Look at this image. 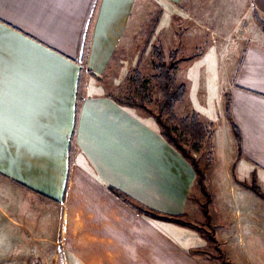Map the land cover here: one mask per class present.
<instances>
[{
	"label": "crops",
	"instance_id": "1",
	"mask_svg": "<svg viewBox=\"0 0 264 264\" xmlns=\"http://www.w3.org/2000/svg\"><path fill=\"white\" fill-rule=\"evenodd\" d=\"M138 1L0 0L11 92L0 126V217L4 232L22 229L21 257L31 240L39 243L30 255L39 264H209L185 242L179 222L188 213L192 168L153 115L104 91ZM161 1L184 8L185 0ZM241 1L254 19L264 16V0ZM241 52L228 88L241 157L223 113L225 135L235 152L231 167L257 170L264 191V40L248 41Z\"/></svg>",
	"mask_w": 264,
	"mask_h": 264
},
{
	"label": "rangeland",
	"instance_id": "2",
	"mask_svg": "<svg viewBox=\"0 0 264 264\" xmlns=\"http://www.w3.org/2000/svg\"><path fill=\"white\" fill-rule=\"evenodd\" d=\"M240 1L185 0L184 8H178L161 0H139L129 31L120 45L119 65L110 77H105L104 84L106 94L123 95L132 70L137 68L149 81L148 105L157 113L161 94L152 79L154 70L150 52L153 45L160 44L167 55L177 49L181 61L176 77L188 88L185 99L176 107L177 114L184 117L196 112L205 121L217 124V127L213 124V132L220 131L217 146L211 140L204 142L200 152H192L205 173V184L213 194L208 205L209 222L201 210L205 196L199 185L198 173L166 140L194 172L195 182L186 203L188 213L180 216L179 222L184 223L185 242L193 245L194 252L209 264H264V209H261L264 199L238 182L248 169L242 171L231 167L235 164V152L225 135L223 120L230 96L228 88L237 71L243 46L252 39L264 40V30L256 23L251 6L245 7V3ZM239 3L242 6H232ZM189 35L195 39L188 38ZM195 51L198 55L187 59ZM227 132L232 139L228 127ZM255 175L257 180L258 171L255 169L250 171V175L245 174L250 183ZM1 221L0 217V264H39L30 257L31 250L36 248V252L39 243L36 241L35 245L31 240L27 241L28 247L21 257L22 229L18 227V233L17 227L13 226L14 229L6 233L4 229L7 228ZM43 244L40 242V246ZM209 254L216 258L208 257Z\"/></svg>",
	"mask_w": 264,
	"mask_h": 264
},
{
	"label": "trees",
	"instance_id": "3",
	"mask_svg": "<svg viewBox=\"0 0 264 264\" xmlns=\"http://www.w3.org/2000/svg\"><path fill=\"white\" fill-rule=\"evenodd\" d=\"M255 19L256 22L264 29V16H261L259 12H256ZM197 55L198 53L191 55L190 58ZM150 56L154 70L152 79L157 84L161 94V99L158 101L157 113L149 108L148 105L150 103V100L147 99L149 81L145 79L143 73L137 68L132 70V76L129 80V85L126 88V93L123 95L111 94L110 96H112L113 99L120 105L141 108L149 114L155 116L161 128V134L171 145L175 147L177 151L181 153L184 158H186V160L191 163L194 170L198 173L199 185L205 196V201L201 205V210L207 217V222H209L210 216L208 213V205L213 200V194L208 190L204 181L205 173L192 152H200L204 142H211L213 138L214 125H205L201 121L200 115L196 112L184 117L179 116L176 112L178 103L185 99L188 90L187 85L184 82H179L176 77L178 63L181 61V57H179L177 49L171 50L167 55L162 44L153 45ZM118 59L119 58L116 56L115 61ZM225 113L231 121L232 128L238 142V157H241V136L239 129L232 118L230 96L226 103ZM253 177V182L250 183L243 181L242 184L254 192L258 197L264 199V191L258 185L256 175ZM117 193L122 198L127 199V195L124 193ZM139 209L155 219H171L170 217L160 215L156 211L145 207H139Z\"/></svg>",
	"mask_w": 264,
	"mask_h": 264
},
{
	"label": "snow or ice",
	"instance_id": "4",
	"mask_svg": "<svg viewBox=\"0 0 264 264\" xmlns=\"http://www.w3.org/2000/svg\"><path fill=\"white\" fill-rule=\"evenodd\" d=\"M2 51L0 46V126H2L6 108L11 106L10 81L6 79Z\"/></svg>",
	"mask_w": 264,
	"mask_h": 264
}]
</instances>
